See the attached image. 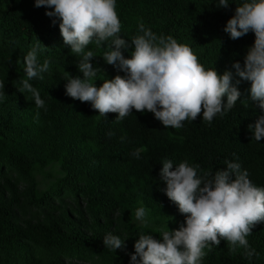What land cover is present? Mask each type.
I'll return each mask as SVG.
<instances>
[{
    "label": "trees",
    "instance_id": "16d2710c",
    "mask_svg": "<svg viewBox=\"0 0 264 264\" xmlns=\"http://www.w3.org/2000/svg\"><path fill=\"white\" fill-rule=\"evenodd\" d=\"M242 2L229 0L225 9L215 6L218 0H116L122 38L131 41L142 34L138 25L143 23L158 36L171 35L190 46L205 69L233 73L232 83L241 93L233 109L218 114L210 124L201 113L176 129L164 128L147 111L133 109L119 122L116 113L100 116L90 103L66 95V79L54 84L38 78L29 81L45 101V107L37 109L31 93L18 91L27 78L23 63L27 53L40 42L38 63L47 59L50 69L82 78L76 67L80 57L64 44L59 19L45 15L53 9L36 7L35 0H0V81L4 83L0 89L4 93L0 97V264H80L88 260L130 264L122 248L113 252L103 245L112 213H118V227L111 234L121 238L120 229L132 245L139 234L159 239L165 225L169 230L184 225L185 215L164 191L160 169L165 159L174 167L187 161L190 166L198 164V172L213 173L226 168L225 160L236 162L248 171L253 184L264 187V139L255 141L248 128L264 110L250 99V82L241 80L232 67L236 62L243 67L254 33L233 40L224 31ZM88 50L96 56L93 67L103 69L107 79L124 75L101 58L107 46L97 48L92 43ZM131 51L122 50V54L130 58ZM103 73L98 69L97 87ZM137 150L138 159L132 155ZM20 180L29 182L23 193L27 205L49 209L54 206L48 201L54 197L75 204L80 199L92 218L90 232L82 231L67 213L45 223L15 222L11 207L17 202L15 183ZM141 206L147 212V226L135 220V210ZM246 239L257 254L251 259L242 247L229 251V243L221 239L218 246L205 249L201 264H264V222Z\"/></svg>",
    "mask_w": 264,
    "mask_h": 264
},
{
    "label": "clouds",
    "instance_id": "9594fccd",
    "mask_svg": "<svg viewBox=\"0 0 264 264\" xmlns=\"http://www.w3.org/2000/svg\"><path fill=\"white\" fill-rule=\"evenodd\" d=\"M35 6L53 9L45 15L59 19L64 44L80 57L76 67L82 78L68 73L66 95L90 103L100 116L116 113L119 122L135 109L151 112L164 128L179 129L184 121H194L201 113L203 120L210 124L218 114L223 116L233 109L241 97L232 83L231 71L220 74L216 69H205L192 48L178 43L171 35L158 36L140 23L138 30L142 34L132 37L131 41L122 38L116 0H35ZM215 6L226 9L229 0H218ZM224 31L233 40L254 33V43L247 50L243 67L239 62L232 67L241 80L250 82V99L264 110V0H243L236 5ZM92 43L97 48L107 46L101 58L123 72V76L118 74L107 79L103 69L93 67L91 61L96 56L93 51H86ZM40 44L24 57L27 78L18 89L22 94L25 91L32 94L37 109L44 108L45 101L29 81L43 79L42 73L50 65L47 59L38 63ZM129 49H132L130 58H125L122 50ZM98 69L104 76L99 87L94 83ZM0 89H4L3 81ZM3 95L0 92V97ZM248 128L255 141L264 139V115ZM132 155L138 159L140 150ZM224 163V170L213 173L198 172L200 166H190L187 161L175 167L171 160L162 162L160 176L166 184L165 194L186 219L178 230H169L165 225L159 239L139 234L130 264H201L205 249L210 251L221 239L229 243V251L242 247L248 259L257 255L246 237L257 224L264 222V187L253 184L248 171L242 170L239 163L228 160ZM146 215L142 206L134 213L135 220L143 226L148 225ZM125 239L109 233L102 242L115 252L124 247Z\"/></svg>",
    "mask_w": 264,
    "mask_h": 264
},
{
    "label": "rangeland",
    "instance_id": "374dc122",
    "mask_svg": "<svg viewBox=\"0 0 264 264\" xmlns=\"http://www.w3.org/2000/svg\"><path fill=\"white\" fill-rule=\"evenodd\" d=\"M43 75V81H46L48 83H55L58 80L65 79L67 75L61 70V69H50L42 73ZM43 177L41 175L37 176V180L41 181ZM29 182L27 180H20L15 183V187L17 190V193L19 194L17 202L12 205L11 207V213L12 217L15 222L18 224H24V222H30L31 224L35 223H41V222H47L54 219H58L61 213H67L70 219L74 220L79 224L81 227V230L84 232L89 233L92 226V218L89 216V214L84 209V202H81L80 199H78L77 204L73 202V200H70L65 197H57V198H51L49 204L51 206H54L53 208H37L34 205H27L25 197L23 193L28 188ZM6 197H8V194H5ZM118 215L117 212H114L110 215L111 224L107 231L103 233V235H107L109 233H112L115 231L118 227V220L116 216ZM103 222L104 218L101 219ZM119 234L121 236V239L124 240V247L122 248L123 252L128 256L130 259L132 254H135L134 245L131 244V242L128 240L125 233H122L120 229H118ZM66 263V261H65ZM80 264H99L96 261L88 260L85 262H82Z\"/></svg>",
    "mask_w": 264,
    "mask_h": 264
}]
</instances>
